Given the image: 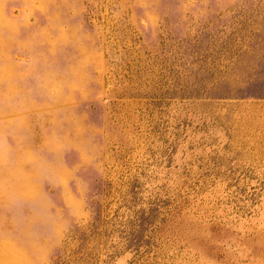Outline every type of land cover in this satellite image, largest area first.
Masks as SVG:
<instances>
[{"label":"rangeland","instance_id":"obj_1","mask_svg":"<svg viewBox=\"0 0 264 264\" xmlns=\"http://www.w3.org/2000/svg\"><path fill=\"white\" fill-rule=\"evenodd\" d=\"M0 264H264V0H0Z\"/></svg>","mask_w":264,"mask_h":264}]
</instances>
